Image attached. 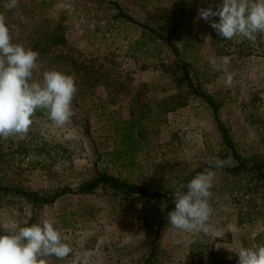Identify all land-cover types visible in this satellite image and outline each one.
Listing matches in <instances>:
<instances>
[{
	"label": "rangeland",
	"instance_id": "374dc122",
	"mask_svg": "<svg viewBox=\"0 0 264 264\" xmlns=\"http://www.w3.org/2000/svg\"><path fill=\"white\" fill-rule=\"evenodd\" d=\"M39 1L24 0L25 9L4 14L15 34L30 33L38 17L63 24L67 43L54 53L64 57L39 54L34 76L42 81L51 69L74 76L75 115L56 127L45 112L35 116L26 135L0 137V184L53 191L107 171L148 190L167 191L215 158L237 165L213 109L189 88L182 60L196 86L219 103L237 153L249 165L263 164V172L213 169L208 234L167 222L154 245L161 209L140 195L99 189L36 207L22 197L0 195V235L26 226L33 215L35 223L53 220L73 253L64 260L51 257L50 264H71L89 251L92 264H146L152 252L156 264H219L220 254L224 264H238L240 248L264 246V35L254 43L223 39L198 16L204 0H47L51 5L43 9ZM117 5L145 27L118 17ZM151 28L172 36L180 54ZM221 56L231 58L228 71L236 73L231 87L209 62ZM132 116L142 123L135 163H107L119 139L115 123Z\"/></svg>",
	"mask_w": 264,
	"mask_h": 264
},
{
	"label": "clouds",
	"instance_id": "9594fccd",
	"mask_svg": "<svg viewBox=\"0 0 264 264\" xmlns=\"http://www.w3.org/2000/svg\"><path fill=\"white\" fill-rule=\"evenodd\" d=\"M19 0H7L4 8L11 11ZM199 18L223 39L240 37L257 40L264 35V0H222L216 10L199 8ZM219 17L217 22L214 18ZM14 25L0 13V137L26 135L34 122L37 110L44 111L56 127L67 125L75 115L73 99L78 92L74 76L51 69L39 74V52L23 43L13 42ZM216 71H223L228 87L233 84L235 72H229V56L210 58ZM230 160V158H229ZM229 161L215 158L209 167L198 173L175 193L174 210L168 213V224L186 232L209 233L208 224L214 212L209 201L214 187L215 168H223ZM187 191H183V189ZM73 253L69 237L55 226L51 219L41 218L30 226L0 235V264H50L51 257L64 260ZM238 264H264V246L240 248ZM92 253L76 256L71 264H92Z\"/></svg>",
	"mask_w": 264,
	"mask_h": 264
},
{
	"label": "trees",
	"instance_id": "16d2710c",
	"mask_svg": "<svg viewBox=\"0 0 264 264\" xmlns=\"http://www.w3.org/2000/svg\"><path fill=\"white\" fill-rule=\"evenodd\" d=\"M6 2L7 0H0V13L5 12L6 9L4 8V4ZM220 3H222V0H204L202 7L208 8L209 5H212L213 10H216V6H218ZM39 4L42 6L41 8L43 9L49 7L51 5V2L47 0H41L39 1ZM26 6L27 4L24 2V0L19 1L18 9H25ZM117 8L119 9V13L117 14L118 17L124 18L128 21L134 22L138 25L145 27L144 24L140 23L133 16L125 12L120 5H117ZM24 17H28L26 13L24 14ZM28 28L30 30V33L26 34H24L23 31L19 34H15L12 31V35L14 37L13 42L23 43L25 47H31L34 50H37L39 54L44 55L45 57L49 56L50 58L55 57L57 59H61L60 57H64L62 53H54L56 49L61 46H64L67 43V38L64 32V26L62 23L58 21L54 23L53 18L49 17H38L37 19L34 18V20L31 21L30 26ZM151 30L155 32V34L164 38V40L172 48L175 54H180L177 44L171 39L172 36L169 35L167 37H164L155 29L151 28ZM71 62L74 64L75 67H78L75 65V62L73 60H71ZM182 67L184 69L185 79L191 91L201 97L205 102L209 103V105L213 109L215 119L223 136V140L229 148L233 149L234 155L238 160L237 165L231 166L229 165V163H227L222 169L233 173H238L241 170L252 169H258L260 172H263L261 171L263 164L261 165L253 163L252 165H249L244 162L242 157L237 153L236 149L232 144V140L229 135V130L220 118L219 103L214 98V96L210 95L201 87L196 86L190 75L188 63L184 60H182ZM88 78L89 80L92 79L91 77ZM44 114V111L37 110L36 112L37 116H43ZM141 126L142 123L140 122L139 116H132L128 119H121L115 123V132L119 139L115 148L108 152L109 159L107 163L113 165L118 164V166L122 167L133 166V164L135 163V153L140 141L139 128ZM209 166V163H207L203 167L193 171L190 176L184 179L181 185H186L187 183H189L191 179H193L198 173L202 172L205 168ZM213 169H215L214 166ZM178 187L167 191L148 190L144 186L122 179L120 176L111 174L107 171H97L94 176L80 182L76 186H62L53 191H40L28 189L20 185L18 186L0 184V195L22 197L23 199L31 202L34 207L54 204L59 198L69 194L94 193L99 189L110 190L115 193H121L126 195H140L143 199L145 198L152 200L158 206V208L161 209L157 234L153 241L155 245V243L159 240L162 229L168 222V213L174 210L175 208L173 199L174 193ZM183 191H187V189L185 188L183 189ZM35 220V215H33V217L30 219L29 223L26 226H30L32 223H35ZM154 257V252H152V254L148 257L146 264H156L155 259H153ZM224 258L225 255L223 257V254H220L216 256V261L219 262V264H224Z\"/></svg>",
	"mask_w": 264,
	"mask_h": 264
}]
</instances>
